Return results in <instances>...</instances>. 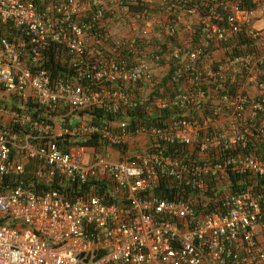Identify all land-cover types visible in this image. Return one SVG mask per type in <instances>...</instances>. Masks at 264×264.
Returning <instances> with one entry per match:
<instances>
[{
	"label": "built area",
	"instance_id": "1",
	"mask_svg": "<svg viewBox=\"0 0 264 264\" xmlns=\"http://www.w3.org/2000/svg\"><path fill=\"white\" fill-rule=\"evenodd\" d=\"M110 1L93 0L91 10L85 0H0V90L11 100H0V264H264V0L256 7L211 0L212 16L202 18L190 50L163 52L154 39L146 42L156 63L167 54L186 61L172 81L189 73L190 84L173 97L138 92L140 82L157 80L146 62L90 53L88 43L107 41L112 32L91 34L85 15L105 26ZM240 37L255 49L243 45V53L206 63L214 43ZM52 47L68 78L52 77L44 66ZM121 48L112 44L115 54ZM30 103L52 122L14 109ZM189 103H205L211 112L134 133L126 120L112 127L82 117L77 126L62 125L75 111ZM139 134L156 146L185 145L188 157L148 151L151 142L128 158L111 156V145L124 147ZM61 135L98 136L109 146L74 144L65 152L54 141ZM163 180L175 187L173 198L158 195ZM73 185L80 190L71 195Z\"/></svg>",
	"mask_w": 264,
	"mask_h": 264
},
{
	"label": "trees",
	"instance_id": "2",
	"mask_svg": "<svg viewBox=\"0 0 264 264\" xmlns=\"http://www.w3.org/2000/svg\"><path fill=\"white\" fill-rule=\"evenodd\" d=\"M175 1L180 3L178 6L182 8H187L194 5L200 7L203 17L209 15L212 16L213 11H211V3H209L207 0H186V1L175 0ZM87 2L89 3L91 10H95L96 6L93 3V0H87ZM257 4L258 3L256 0H244L242 2V6L244 7H256ZM123 6L130 13H138V12L144 13L145 11L146 13H148V11H150V6L146 5L144 0H127L125 4H123ZM113 7L114 6H110V10L106 12L105 19H109V20L106 21L107 22L106 25L102 27H97V25L93 24L90 17L91 14L89 15L88 13L87 15H85V22L88 25V29H87L88 32H90L91 34L95 32H100L102 38L103 35H105L106 30L108 29L110 30V28L116 25L115 23H119L121 20L119 19V17H117L118 16L117 14L115 15V13H113ZM216 13H219V16L222 17L221 19H224L227 16L226 11H224L223 9L217 8ZM173 17L174 16L172 15L171 18ZM174 20L177 21L176 16ZM9 31L5 30V33L8 36H10ZM198 38H199V29H197V31H195V33L193 34V40H195L194 42H196ZM137 39L135 42L136 46L134 49H129L125 47L123 50H121L119 55L120 58L125 57L124 59L130 61L131 64L136 63L137 62L136 58H139L141 56L140 51L142 50L141 48L138 47L141 41L137 42ZM177 43L178 41H177L176 32L166 35L164 43H158L156 41V45L160 46L163 52H168L167 51L168 46L170 48L169 52H171L172 50L171 47ZM236 43L237 41H235L234 43L232 42L224 43L231 45L229 47V54L236 55L245 52L243 45H248L249 47L248 50L250 51H252L256 47L255 45L252 46L250 41L248 42L247 39H244L242 37H240L239 42L237 44ZM56 50L57 49L53 47L49 50L47 59L44 62V66H46L50 70L52 77L68 78L71 74V71L68 70V66L66 64H62L58 60V57L56 55ZM149 58H151V55H149ZM164 60L165 59L157 63V65L160 66L162 64H165L166 61ZM185 62L186 61L181 58L178 59L171 58L169 61L168 71L164 74L163 77L160 78L158 82H155L156 84L151 92V95L173 97L177 95V93H179L180 91H183L186 86H189L190 84L189 80L191 78V75L189 73L183 76L178 82L172 81L173 74L177 69V67L182 66ZM82 86H87V84L83 81ZM14 109H16L17 111H28L35 120L38 121L45 120L46 122H52L50 118L51 114L34 103H30L29 105L24 107L15 105ZM66 112L68 113L69 111L67 110ZM201 112L204 116L208 115L211 112V107L205 103H201L200 105H193L192 103H189L187 105L185 104L183 107L176 104L175 105L171 104L166 108H150L148 104H144L133 109H126L124 111H120L119 113H115V114L106 112L102 109L93 108L90 110L75 111L70 113L68 116L64 117V119L62 120V125L65 127L77 126L79 122L75 120L80 119L82 117H88L90 121L94 124H100L106 121L111 123L112 127H116V125H118L119 122L126 120L127 127L129 128L130 132L134 133L139 128H144L145 130H149L153 126L164 127L167 124V122L173 118H182L185 116L188 119L193 120L195 118L200 117ZM13 129L17 130L15 127H13ZM25 131L28 132V129L26 128V129L18 130V132H20L21 134H23ZM54 141L57 142L60 148H62V150L65 152L68 151L71 148V146L74 144H81L84 146H88L90 148L109 146V144L106 141L101 140V138L98 136H91L84 139L74 140L70 135H61L56 137ZM111 146L112 148H114V150L121 151L123 153H125L126 151V147L125 146L123 147L120 144L111 145ZM148 151L160 152L162 154L172 155L175 157H188L186 146L179 143L169 144L165 142H160L159 145L156 146L155 142L152 141L150 143ZM255 151L256 152L258 151V153L263 155V151L260 149V147H256ZM239 189H242V187H239ZM78 190L80 189L77 187V185L70 186L67 189L68 193L71 195L75 192L77 193ZM105 191H106L105 187H101L98 189V193L100 194H104ZM156 191L160 197L173 198L175 196V187L174 186L170 187V182L168 180L167 181L163 180Z\"/></svg>",
	"mask_w": 264,
	"mask_h": 264
},
{
	"label": "crops",
	"instance_id": "3",
	"mask_svg": "<svg viewBox=\"0 0 264 264\" xmlns=\"http://www.w3.org/2000/svg\"><path fill=\"white\" fill-rule=\"evenodd\" d=\"M207 1L209 3L211 2V0ZM144 2L146 5L150 6V11L146 14L142 12L130 13L124 6H120L123 8L120 10L121 13L117 14V17H121V21L119 22L121 27L115 30L113 27L110 28V31L112 32L111 38L107 41H92L88 43V49L92 55L95 54L100 59H108L110 57L115 58L120 54V50L118 54H115L112 51V44H114V42L122 43L121 50H123L127 44L138 38L137 42L141 41L139 44L140 46L138 45V47L141 48L142 51H140L141 56L136 58V63L146 62L154 74L158 76L160 71L168 70L169 61L171 59L170 54L166 55L164 60L166 61L165 64L159 66L153 61V59L149 58L148 55V57L146 56V42H149L150 39H154L158 43H164L166 35L176 32L178 43L173 46H179L184 51L190 50L197 42H194L193 34L199 29L203 14L200 7L195 5L187 8H182L180 6L172 7L175 0H144ZM172 15L174 16L173 18H171ZM175 16L177 21L174 20ZM171 25H174V31H170ZM261 25L262 22L258 24V26ZM135 46L136 45L134 44L131 49H134ZM230 46L231 45L229 44L220 45L214 43L212 45L211 59L206 61V63L208 64V62L219 60V58L228 55ZM165 73L166 72H164L163 75ZM160 78L161 77H157V80L155 78L153 82H140L137 86L138 92L141 95H147L154 89L155 82H158ZM0 100L5 104H9L11 101L10 99V101L7 100L2 90H0ZM200 115V117L204 116L202 112ZM112 154L114 155L115 153Z\"/></svg>",
	"mask_w": 264,
	"mask_h": 264
},
{
	"label": "rangeland",
	"instance_id": "4",
	"mask_svg": "<svg viewBox=\"0 0 264 264\" xmlns=\"http://www.w3.org/2000/svg\"><path fill=\"white\" fill-rule=\"evenodd\" d=\"M85 4L88 6V2L87 0H85ZM110 6H114V7H120L121 5H119L118 3H116L115 1H110L108 3V7ZM116 25H114V30L115 29H119L121 27V25L119 23H115ZM158 77V76H157ZM160 77V76H159ZM158 77V78H159ZM5 97L7 98L8 101H10L8 99V97L5 95ZM3 99V98H2ZM7 101V102H8ZM117 127V125H116ZM151 142V138L149 135L146 134H139L136 136H132L130 137L126 143H125V147H126V151L125 153L123 152H119L117 150H114V148L110 147V151H111V156L113 155L112 153H115L113 155V157H115L116 159H123V158H128L130 156H132V154L134 153H138L139 151H141L143 148L147 147L149 145V143Z\"/></svg>",
	"mask_w": 264,
	"mask_h": 264
}]
</instances>
